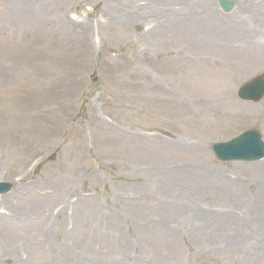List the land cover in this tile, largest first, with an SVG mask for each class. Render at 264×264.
<instances>
[{"label": "rangeland", "instance_id": "rangeland-1", "mask_svg": "<svg viewBox=\"0 0 264 264\" xmlns=\"http://www.w3.org/2000/svg\"><path fill=\"white\" fill-rule=\"evenodd\" d=\"M219 1L0 0V264H264V160L212 150L264 138V98L238 97L264 60L194 37L239 19L262 37L264 5ZM205 59L243 68L227 84L241 112L202 111L221 95ZM96 116L134 141L93 136Z\"/></svg>", "mask_w": 264, "mask_h": 264}, {"label": "bare ground", "instance_id": "bare-ground-1", "mask_svg": "<svg viewBox=\"0 0 264 264\" xmlns=\"http://www.w3.org/2000/svg\"><path fill=\"white\" fill-rule=\"evenodd\" d=\"M264 5V0H261ZM157 30L155 33H160L162 28L161 24L156 25ZM155 26V27H156ZM152 31V32H153ZM256 30L247 24L245 19H239L229 24H222L218 21L209 27L202 29L201 32L194 34V37L199 39V44L204 43L210 47L218 46L223 47L226 53L230 56L236 57L243 49L260 50V57L264 60V36H257ZM260 37V38H259ZM156 47V46H155ZM156 51V50H155ZM227 58V60L230 58ZM165 63V62H164ZM223 66V67H222ZM198 74L202 75L204 79H216L218 82V89H220V97L205 104H201L202 111L213 113H239L243 109L237 105L230 96L227 84L230 83L234 77H239L243 72V68L233 62H226V64L217 65V63H210L209 59H205L204 67L197 70ZM145 89L156 91L155 101L163 102L168 101V86L166 80H158L151 78L148 85H144ZM243 119L253 118V114H244L241 116ZM90 133L95 136H110L112 138L126 140L127 144L134 141L131 135L123 134L115 126H112L108 121L100 116H96L93 120V125ZM138 137H142L139 135ZM33 197V196H31ZM38 198L35 197L34 200Z\"/></svg>", "mask_w": 264, "mask_h": 264}, {"label": "water", "instance_id": "water-1", "mask_svg": "<svg viewBox=\"0 0 264 264\" xmlns=\"http://www.w3.org/2000/svg\"><path fill=\"white\" fill-rule=\"evenodd\" d=\"M220 6L225 12H231L235 3L221 0ZM239 96L247 102H259L264 97V74L243 86ZM212 149L221 162H254L264 159V140L256 129L245 132L230 142L214 144ZM11 189L10 184L0 183V195L8 193Z\"/></svg>", "mask_w": 264, "mask_h": 264}]
</instances>
